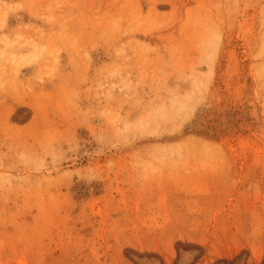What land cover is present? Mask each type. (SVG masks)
Masks as SVG:
<instances>
[{"label": "rangeland", "instance_id": "374dc122", "mask_svg": "<svg viewBox=\"0 0 264 264\" xmlns=\"http://www.w3.org/2000/svg\"><path fill=\"white\" fill-rule=\"evenodd\" d=\"M0 264H264V0H0Z\"/></svg>", "mask_w": 264, "mask_h": 264}]
</instances>
